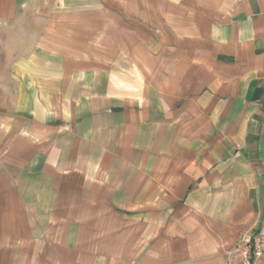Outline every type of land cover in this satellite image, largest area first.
Here are the masks:
<instances>
[{
	"label": "crops",
	"instance_id": "crops-1",
	"mask_svg": "<svg viewBox=\"0 0 264 264\" xmlns=\"http://www.w3.org/2000/svg\"><path fill=\"white\" fill-rule=\"evenodd\" d=\"M57 1L0 0V48L19 12ZM181 1L160 0L153 23L139 11L158 43H123L106 66L46 40L9 58L0 208L27 218L11 239L31 264H223L264 233V0Z\"/></svg>",
	"mask_w": 264,
	"mask_h": 264
},
{
	"label": "rangeland",
	"instance_id": "rangeland-1",
	"mask_svg": "<svg viewBox=\"0 0 264 264\" xmlns=\"http://www.w3.org/2000/svg\"><path fill=\"white\" fill-rule=\"evenodd\" d=\"M183 4L186 2L181 1ZM201 0H195V3ZM160 0H59L54 5H49V13L45 18L41 14L34 15L27 13L18 14L17 30H7L1 33L5 47L0 48V92L2 103L8 108L11 100L15 98L13 91L17 86L15 79L10 75L9 58L15 52L18 56L25 55L29 48L24 45L27 42L49 41L48 48L43 51L50 55L59 53L66 56H73L86 62L85 67L106 66L105 64L117 54H122V44H136L138 39L145 40L154 47L160 38L144 26H138L140 18L138 13H147L143 17L153 23L152 9L158 7ZM72 5V6H71ZM179 3L178 7L181 8ZM37 8V5H34ZM51 7V8H50ZM31 8V6H30ZM151 9V10H150ZM35 10V9H33ZM113 11V25L107 24V14ZM143 12H139V11ZM51 11V12H50ZM151 14V15H148ZM111 20V14H110ZM13 28V25L11 26ZM122 28L124 30H122ZM117 29V30H116ZM46 40V41H45ZM163 40L171 42L169 30L163 32ZM22 43L21 47H14L15 43ZM36 50V49H34ZM39 50V49H37ZM15 54V53H14ZM13 56V55H12ZM0 181V186H3ZM14 215L13 222L5 219L4 208H0V264H31V257H26L28 250L26 241L15 240V236L24 235L30 227L27 218L19 211V208L10 210ZM11 234L14 237L11 239ZM36 241L29 242L35 246Z\"/></svg>",
	"mask_w": 264,
	"mask_h": 264
},
{
	"label": "built area",
	"instance_id": "built-area-1",
	"mask_svg": "<svg viewBox=\"0 0 264 264\" xmlns=\"http://www.w3.org/2000/svg\"><path fill=\"white\" fill-rule=\"evenodd\" d=\"M223 264H264V233L241 236L225 254Z\"/></svg>",
	"mask_w": 264,
	"mask_h": 264
}]
</instances>
